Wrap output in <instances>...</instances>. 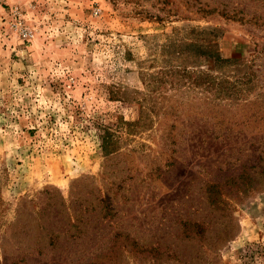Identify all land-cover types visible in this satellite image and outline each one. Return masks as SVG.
Returning <instances> with one entry per match:
<instances>
[{
  "label": "rangeland",
  "instance_id": "rangeland-1",
  "mask_svg": "<svg viewBox=\"0 0 264 264\" xmlns=\"http://www.w3.org/2000/svg\"><path fill=\"white\" fill-rule=\"evenodd\" d=\"M233 171L178 242L157 209ZM0 264H264V0H0Z\"/></svg>",
  "mask_w": 264,
  "mask_h": 264
},
{
  "label": "trees",
  "instance_id": "trees-1",
  "mask_svg": "<svg viewBox=\"0 0 264 264\" xmlns=\"http://www.w3.org/2000/svg\"><path fill=\"white\" fill-rule=\"evenodd\" d=\"M208 55H210V53H208ZM214 60L221 62L218 56L215 57ZM223 82L224 81L219 80L218 76L215 78H211V76L207 77V85L211 87L216 86L221 89ZM116 94L117 92H112V98H118ZM120 97L123 98L121 95ZM102 135V151L107 156L115 154L117 152L115 147L118 139L116 134L108 130H103ZM218 171L222 172L223 170ZM207 174H209V172ZM245 174L244 171H239V174L235 175L233 171L228 174L219 175L217 178L213 177L211 180L205 178L201 181L197 191L193 186L196 180H188V184L183 188V192L179 189L173 190V192H177L175 197L176 200L169 201L168 204L157 209V213L160 214V220L165 222L161 224L168 225V228L171 230V235H174L178 242L218 239L222 230L215 233L211 228V223L213 221L215 224L221 226L224 224L221 212L224 213L229 209L227 203L228 200H231V195L233 193L232 187L236 185V181ZM209 235L213 236V238ZM215 244L216 241L213 240L211 245ZM157 249L158 247H156V250Z\"/></svg>",
  "mask_w": 264,
  "mask_h": 264
},
{
  "label": "built area",
  "instance_id": "built-area-1",
  "mask_svg": "<svg viewBox=\"0 0 264 264\" xmlns=\"http://www.w3.org/2000/svg\"><path fill=\"white\" fill-rule=\"evenodd\" d=\"M21 36H22L23 40H29L30 32L24 31V32H22Z\"/></svg>",
  "mask_w": 264,
  "mask_h": 264
}]
</instances>
